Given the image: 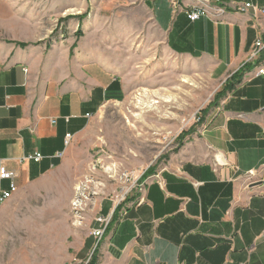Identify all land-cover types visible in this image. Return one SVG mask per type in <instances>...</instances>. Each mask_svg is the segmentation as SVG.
<instances>
[{
  "label": "crops",
  "instance_id": "obj_1",
  "mask_svg": "<svg viewBox=\"0 0 264 264\" xmlns=\"http://www.w3.org/2000/svg\"><path fill=\"white\" fill-rule=\"evenodd\" d=\"M143 1L172 52L211 65L220 103L206 113V128L121 206L95 264H264V76L254 71L264 54L244 65L264 39V15L228 6L223 22H192L184 4L175 12L168 0ZM23 42L0 36V156L18 186L0 212L62 165L67 134L81 136L119 81L97 59L68 60L66 67L57 52ZM36 152L42 160L21 162ZM114 207L106 203L103 213ZM96 226L74 227L64 264L88 256Z\"/></svg>",
  "mask_w": 264,
  "mask_h": 264
},
{
  "label": "rangeland",
  "instance_id": "obj_2",
  "mask_svg": "<svg viewBox=\"0 0 264 264\" xmlns=\"http://www.w3.org/2000/svg\"><path fill=\"white\" fill-rule=\"evenodd\" d=\"M0 36L65 66L97 59L119 80L62 165L0 212V264H64L75 226L123 207L206 128L220 85L208 62L172 52L143 0H0Z\"/></svg>",
  "mask_w": 264,
  "mask_h": 264
},
{
  "label": "built area",
  "instance_id": "obj_3",
  "mask_svg": "<svg viewBox=\"0 0 264 264\" xmlns=\"http://www.w3.org/2000/svg\"><path fill=\"white\" fill-rule=\"evenodd\" d=\"M172 9L177 12L183 8V4L186 6V13L190 21L194 22L201 17H209L216 22H223L227 19V8L231 6L234 10L249 14L251 11L255 12V17L258 15H264V0L263 4L253 3L252 1H232L230 3H226L223 0H168ZM264 54V39L258 38L255 42L254 48L246 60L244 65H248L249 63L257 60L260 56ZM28 72L27 69H25ZM255 75L256 76H264V59L263 61L255 67ZM55 122V120H53ZM34 131V128L31 129ZM72 141V135L67 134L66 136V144L69 145ZM63 154H61L62 156ZM43 156L41 153L36 152L34 154H30L24 156L21 159V162L25 161H35L39 162L42 160ZM250 177L254 175V172H250L248 174ZM16 173L14 171L8 170V168L4 165V159L0 156V206L3 205L7 200H9L13 194L18 190V186L16 184ZM10 180L9 189L4 190L2 188V181ZM114 212L106 215L99 216L96 218V223L98 226L92 228L91 235L94 237V245L90 253L85 259L78 260L74 259L75 264H92L93 256L98 250L99 246L103 242L105 238V234L112 222Z\"/></svg>",
  "mask_w": 264,
  "mask_h": 264
},
{
  "label": "trees",
  "instance_id": "obj_4",
  "mask_svg": "<svg viewBox=\"0 0 264 264\" xmlns=\"http://www.w3.org/2000/svg\"><path fill=\"white\" fill-rule=\"evenodd\" d=\"M86 15H87V14H85V16H81V17H82V18H83V17H86ZM80 33H81V32H80ZM78 35H79V34H78ZM19 44H20L21 46H23V47H25V46L28 45V44H26V43H19ZM244 72H245V69H244L243 71H238V72H236V73L234 74V76H236V78H237V77H242V75H243ZM185 135H186L185 132H182V133L180 134V141H183L182 139H183V136H185ZM120 207H121V205H119V206L115 209L111 224H112L113 222L116 221V218H117V216H118V210L120 209ZM111 224H110V225H111ZM92 264H95L94 256H93V259H92Z\"/></svg>",
  "mask_w": 264,
  "mask_h": 264
},
{
  "label": "bare ground",
  "instance_id": "obj_5",
  "mask_svg": "<svg viewBox=\"0 0 264 264\" xmlns=\"http://www.w3.org/2000/svg\"><path fill=\"white\" fill-rule=\"evenodd\" d=\"M218 161H222L221 158L217 159ZM109 169V168H108ZM78 203V202H77ZM77 203L75 205H77Z\"/></svg>",
  "mask_w": 264,
  "mask_h": 264
}]
</instances>
